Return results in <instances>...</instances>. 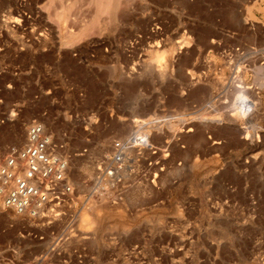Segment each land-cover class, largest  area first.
<instances>
[{"label": "rangeland", "instance_id": "rangeland-1", "mask_svg": "<svg viewBox=\"0 0 264 264\" xmlns=\"http://www.w3.org/2000/svg\"><path fill=\"white\" fill-rule=\"evenodd\" d=\"M262 76L264 0H0L1 157L38 124L74 189L0 264H264Z\"/></svg>", "mask_w": 264, "mask_h": 264}, {"label": "bare ground", "instance_id": "bare-ground-1", "mask_svg": "<svg viewBox=\"0 0 264 264\" xmlns=\"http://www.w3.org/2000/svg\"><path fill=\"white\" fill-rule=\"evenodd\" d=\"M109 2L111 4L112 1ZM14 21L16 22V19ZM163 58L164 54L159 53L155 60L160 62ZM261 80L264 82V76ZM240 96L237 97V101L240 102H237L238 105L240 104L239 107L249 112L254 104H251L248 98ZM145 138L141 136L138 140H145ZM133 140L138 141L136 138ZM65 146L63 143H56L52 136L45 133L42 126L33 124L29 129L28 140L22 148H12L9 156L4 160L0 154V209L13 208L17 212H27L34 207L39 208L47 204L59 206L65 202L63 197L74 195V189L68 184L66 178L67 156L59 155L66 151ZM80 168L84 175L82 179L84 182H78L77 185L85 187L90 180L94 179V167L85 164ZM105 174L110 178L113 177L114 172L107 171ZM100 218V214L95 216L84 214L81 224L83 223L84 227L97 226Z\"/></svg>", "mask_w": 264, "mask_h": 264}]
</instances>
